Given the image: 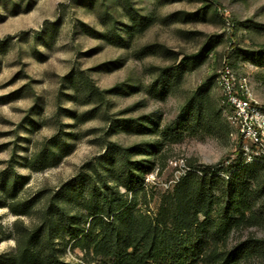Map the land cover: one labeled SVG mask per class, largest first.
Masks as SVG:
<instances>
[{
	"label": "rangeland",
	"instance_id": "rangeland-1",
	"mask_svg": "<svg viewBox=\"0 0 264 264\" xmlns=\"http://www.w3.org/2000/svg\"><path fill=\"white\" fill-rule=\"evenodd\" d=\"M214 1L220 9L209 0H0V173L28 178L16 203L40 200L39 210L73 180L98 181L113 151L138 146L142 154L131 160L153 164L159 182L171 178L180 159L202 174L191 175L228 179L222 169L241 162L242 142L219 115L216 76L228 66L247 77L264 106V69L249 58L264 44V0ZM132 18L151 25L135 32ZM112 34L120 37L114 45L105 40ZM207 46L213 54L203 51ZM183 60L189 64L181 66ZM162 69H170L164 80ZM175 69L183 71L180 79L170 74ZM165 83V92H157ZM91 86L98 93L91 95ZM200 88L209 91V131L180 115ZM167 129H177L176 136L162 135ZM55 137L70 154L57 167L28 169ZM144 188L137 208L153 215L172 189ZM7 198L0 192L1 203L10 204ZM38 218L0 209V255L12 254L18 229ZM249 235L263 230H244L230 242ZM72 244L58 248L65 261L78 263L83 253Z\"/></svg>",
	"mask_w": 264,
	"mask_h": 264
},
{
	"label": "trees",
	"instance_id": "trees-1",
	"mask_svg": "<svg viewBox=\"0 0 264 264\" xmlns=\"http://www.w3.org/2000/svg\"><path fill=\"white\" fill-rule=\"evenodd\" d=\"M209 2L220 9L214 0ZM135 20L132 18L135 32L151 25L149 18H141L139 23ZM234 28L230 27L232 36ZM114 39L120 37H105L113 45ZM230 44L235 45L231 37ZM203 51L214 53L209 46ZM249 58L264 69V44ZM188 64L183 60L180 65ZM178 70L170 74L180 79L183 71ZM169 71L162 69L160 77L164 80ZM166 86L161 85L157 92L163 94ZM89 92L98 93L92 86ZM106 94L109 92H101ZM209 98V91L200 88L181 108L180 115L190 116L198 127L206 125L209 131L212 121L204 106ZM224 111L221 106L219 115L231 130ZM176 131L167 129L161 134L174 137ZM139 149L113 151L103 159L100 167L105 174L98 181L92 177L73 180L39 210L40 200L15 202L28 184L27 177L0 173V192L12 201L0 202V209L7 208L17 217H31L34 212L39 216L33 227L18 229L16 249L10 255H0V264H264V165L245 164L242 144L241 162L235 168L222 169L229 174L227 180L189 174L172 188L153 215L137 208L144 180L154 170L149 162L131 160L133 155L142 154ZM69 154L67 146L55 137L26 167L33 172L54 168ZM252 228L262 229L263 235L230 242L236 233ZM70 242L74 250L83 253L78 263L65 261V251L58 248H66Z\"/></svg>",
	"mask_w": 264,
	"mask_h": 264
},
{
	"label": "built area",
	"instance_id": "built-area-1",
	"mask_svg": "<svg viewBox=\"0 0 264 264\" xmlns=\"http://www.w3.org/2000/svg\"><path fill=\"white\" fill-rule=\"evenodd\" d=\"M216 84L221 92L220 105L225 108L224 115L230 127L242 142L245 164L264 165V106L254 98L248 78L237 76L228 66H224L216 76ZM171 178L158 181V172L146 176L145 186L172 189L191 173L201 172L186 165L183 159L172 163Z\"/></svg>",
	"mask_w": 264,
	"mask_h": 264
}]
</instances>
